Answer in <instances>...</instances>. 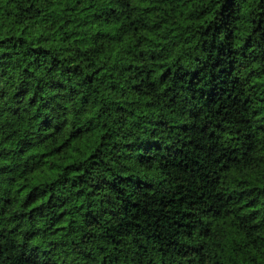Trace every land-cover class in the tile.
I'll use <instances>...</instances> for the list:
<instances>
[{
  "label": "trees",
  "instance_id": "obj_1",
  "mask_svg": "<svg viewBox=\"0 0 264 264\" xmlns=\"http://www.w3.org/2000/svg\"><path fill=\"white\" fill-rule=\"evenodd\" d=\"M0 264H264V0H0Z\"/></svg>",
  "mask_w": 264,
  "mask_h": 264
}]
</instances>
